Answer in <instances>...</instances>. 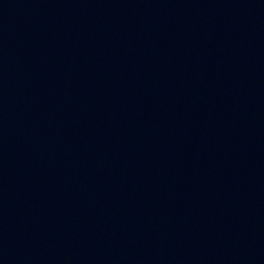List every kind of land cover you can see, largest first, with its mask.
<instances>
[{
  "label": "water",
  "instance_id": "1",
  "mask_svg": "<svg viewBox=\"0 0 264 264\" xmlns=\"http://www.w3.org/2000/svg\"><path fill=\"white\" fill-rule=\"evenodd\" d=\"M0 264H264V0H0Z\"/></svg>",
  "mask_w": 264,
  "mask_h": 264
}]
</instances>
